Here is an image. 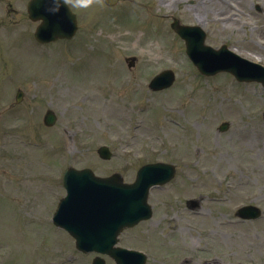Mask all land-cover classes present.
Returning <instances> with one entry per match:
<instances>
[{"label": "rangeland", "instance_id": "obj_1", "mask_svg": "<svg viewBox=\"0 0 264 264\" xmlns=\"http://www.w3.org/2000/svg\"><path fill=\"white\" fill-rule=\"evenodd\" d=\"M28 1L0 0V264H90L51 223L65 169L121 173L131 183L149 158L175 164L177 177L153 191L152 219L125 231L122 246L149 251L148 264H235L242 256L264 264V88L199 77L171 29L174 18L201 24L211 46L264 64V0H67L79 31L51 45L34 40ZM165 69L175 85L151 91ZM48 109L58 116L52 128L43 124ZM104 144L113 159L99 158ZM201 196L195 215L184 200ZM248 204L263 217L228 225Z\"/></svg>", "mask_w": 264, "mask_h": 264}, {"label": "water", "instance_id": "obj_2", "mask_svg": "<svg viewBox=\"0 0 264 264\" xmlns=\"http://www.w3.org/2000/svg\"><path fill=\"white\" fill-rule=\"evenodd\" d=\"M29 11L32 19L43 20L37 31L40 41L45 42L57 36L70 38L76 31V17L63 0H33ZM174 27L184 37L189 35L178 24ZM187 39L188 53L191 55L192 37ZM198 46L200 50L205 48L201 44ZM169 84L171 83H167ZM53 120L54 116L49 114L47 122ZM147 170L140 171L136 184L132 186L124 185L117 176L109 179L96 178L89 170L70 169L66 172L64 184L68 197L60 208L65 213L63 218L66 222L61 219V224L73 233L80 250L108 253L121 264V259L117 257L119 249L113 247L118 233L123 227L148 217L144 215L147 207V178L142 177L148 176Z\"/></svg>", "mask_w": 264, "mask_h": 264}, {"label": "clouds", "instance_id": "obj_3", "mask_svg": "<svg viewBox=\"0 0 264 264\" xmlns=\"http://www.w3.org/2000/svg\"><path fill=\"white\" fill-rule=\"evenodd\" d=\"M90 3H91V0H77L78 6H81V7H88Z\"/></svg>", "mask_w": 264, "mask_h": 264}]
</instances>
